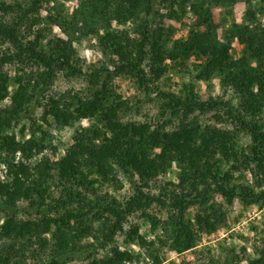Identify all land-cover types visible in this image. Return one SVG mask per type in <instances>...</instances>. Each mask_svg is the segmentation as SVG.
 I'll use <instances>...</instances> for the list:
<instances>
[{"label": "trees", "instance_id": "1", "mask_svg": "<svg viewBox=\"0 0 264 264\" xmlns=\"http://www.w3.org/2000/svg\"><path fill=\"white\" fill-rule=\"evenodd\" d=\"M44 1L1 3L0 164L5 175H0V264H63L74 253H88L85 264L139 260L141 252L120 247L115 240L136 212L148 216L161 233L148 241L132 226L125 231L126 241L138 243L161 264L151 246L160 243L181 253L193 249L203 233L227 224L219 199L264 205V24L254 14L222 40L214 8L238 0H75L69 16L54 8L47 12ZM187 3L196 28L169 46L162 24L167 14L161 9L173 19ZM155 17L161 19L159 25ZM50 25H58L61 33L52 35ZM90 33L99 35L109 61L85 71L74 43ZM233 39L243 45L240 57L232 54ZM193 54L203 58L197 79L217 74L223 86L238 94L236 105L199 99L188 84L185 94L158 90L170 107L184 113L175 128L125 120L128 105L114 89V77L130 76L151 90L176 65L189 69ZM7 65L17 66L14 76ZM61 72L85 74L86 89L48 95ZM38 107L43 119L53 118L59 128L80 119L91 122L74 130L73 142L62 154L51 149L37 159L50 144L38 140L34 130L21 139L15 127L33 120ZM196 109L217 110L228 125L188 120ZM244 136L247 142H242ZM172 168L176 177L153 192L151 182ZM121 173L131 184L126 196L111 190L122 186ZM155 203L170 208L167 219L149 212ZM192 207H197L194 219L187 215ZM21 210L32 218L18 216ZM90 238L98 243L83 242ZM98 248L105 251L96 252ZM247 264H264V245Z\"/></svg>", "mask_w": 264, "mask_h": 264}, {"label": "rangeland", "instance_id": "2", "mask_svg": "<svg viewBox=\"0 0 264 264\" xmlns=\"http://www.w3.org/2000/svg\"><path fill=\"white\" fill-rule=\"evenodd\" d=\"M3 1L12 2L13 0H0V17L3 16L1 3ZM190 3H187L186 8L178 10L177 17L171 19L168 17L167 9H161V12L167 14L164 17L163 25L166 27L165 38L168 40L169 46L181 37H185L187 32L192 28H196V19L190 9ZM76 5L75 0H46L43 2V9L47 12L50 8L57 11L62 10L66 16L70 15ZM177 8V6H176ZM251 14L264 24V0H238L234 5H218L214 8V17L218 23V34L220 39L226 40L231 28L234 25L244 24L250 21ZM48 18V17H47ZM46 20L48 21V19ZM155 25H159V17L154 19ZM115 26L116 24L113 23ZM49 30L52 35L61 33L58 25H50ZM232 54L235 57H240L244 53L243 45L235 39L232 40ZM76 52L80 58V62L85 71L92 68L105 66L108 64L109 58L102 53L99 43V35L90 33L83 36L75 43ZM0 48L2 46L0 45ZM203 58L193 54L189 69H185L176 65L175 69H170L154 86L148 90L142 87L134 78L126 75L114 77L113 87L119 93L123 100L127 102L128 110L125 112V120L147 121L151 123L164 122L168 129L175 128L183 119V111L170 107L167 100L158 94V90L163 92H174L177 94H185L186 86L192 84L198 98L207 99H222L237 104L239 101L238 94L231 88L225 87L220 83L219 76L213 75L210 79H197V75L202 68ZM6 70L15 75L17 66L7 65ZM88 77L84 75L71 76L61 72L54 79L48 89V95L61 96L82 92L86 89ZM8 100L2 104L5 106ZM33 120H24L19 122L15 127L17 136L21 139H26L31 134V130L35 131V137L38 140H45L49 147L45 148L35 158L48 155L51 149L54 152L62 154L73 142L74 130L82 125L90 123V120L80 119L74 122L72 126L59 128L53 118L49 117L47 121L43 119V109L38 107L33 113ZM218 117L217 110H209L201 112L196 109L188 117V120L198 119L201 124H213L217 126H226L228 122L225 117ZM22 129L23 132H22ZM248 137L244 136L242 142H247ZM0 175H5L4 164H0ZM247 182L252 181V176L246 172ZM176 177V169L172 168L166 174L160 175L151 182V190L155 193L160 191V187L167 184L168 181ZM122 186L112 188L116 194L126 196L131 193V184L129 176L121 173L120 175ZM244 181V180H243ZM264 188V186H263ZM222 203V209L226 212L228 221L227 224H222L215 232L211 234L203 233L197 242V245L191 249L181 253L168 248V246L156 243L151 246V249L160 254L161 264H217L218 262H239L247 264L248 259L256 257L258 251L264 245V205L255 203H243L239 199H235L233 203L228 204L225 200L219 199ZM197 207H192L188 211V217L194 219ZM170 208L164 207L159 203L153 204L149 212L160 219H167L170 214ZM20 217L32 218V214L21 210ZM4 220V213L0 211V224ZM138 226L140 232L148 241L156 240L161 233V229L153 228L151 220L148 216L141 212H136L129 216L125 223L123 232H119L115 236L116 243L120 247L129 250L141 252L142 257L133 262L126 264H155L153 257L147 254L144 248L133 241H126V232L130 227ZM94 239L84 240V243L93 242ZM94 243H98L94 241ZM96 246H99L97 244ZM99 253L105 251L103 248H98ZM88 253L71 254V256L63 264H85L87 262Z\"/></svg>", "mask_w": 264, "mask_h": 264}]
</instances>
